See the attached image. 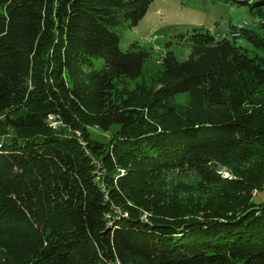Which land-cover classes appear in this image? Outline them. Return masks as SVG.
Instances as JSON below:
<instances>
[{
	"label": "trees",
	"instance_id": "16d2710c",
	"mask_svg": "<svg viewBox=\"0 0 264 264\" xmlns=\"http://www.w3.org/2000/svg\"><path fill=\"white\" fill-rule=\"evenodd\" d=\"M153 1L0 0V264H264V23L147 83Z\"/></svg>",
	"mask_w": 264,
	"mask_h": 264
},
{
	"label": "rangeland",
	"instance_id": "374dc122",
	"mask_svg": "<svg viewBox=\"0 0 264 264\" xmlns=\"http://www.w3.org/2000/svg\"><path fill=\"white\" fill-rule=\"evenodd\" d=\"M238 1L249 0H154L138 26L130 28L125 24L115 28L122 37L121 50L127 51L131 44L138 43L151 53L144 66L145 78L139 81L150 83L153 80L161 71L162 59L168 51H172L180 62L188 59L189 49L181 45V40L175 39L180 35H187L194 29H205L216 39H222L237 36L235 33L242 28H259V24L264 23V11H250L241 7ZM232 26H235L233 30ZM170 42L172 45L168 48ZM240 42L243 47L253 49L250 43L244 40ZM135 85L127 82L126 88L131 93L135 91ZM173 104L186 106V99L178 97ZM95 131L91 130V133L96 134ZM108 138L110 136L106 134L101 140L106 141ZM181 176L190 177L185 174ZM188 183L197 184V180L193 177ZM255 196L256 201L264 199V195Z\"/></svg>",
	"mask_w": 264,
	"mask_h": 264
}]
</instances>
